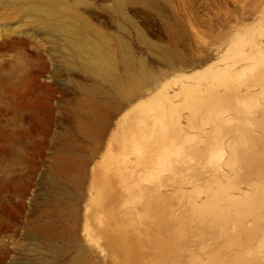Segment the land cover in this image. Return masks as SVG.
I'll return each instance as SVG.
<instances>
[{"label": "rangeland", "instance_id": "obj_1", "mask_svg": "<svg viewBox=\"0 0 264 264\" xmlns=\"http://www.w3.org/2000/svg\"><path fill=\"white\" fill-rule=\"evenodd\" d=\"M254 44L264 0H0V264H170L161 242L174 264H264V132L192 113ZM163 101L172 115L120 121ZM163 211L172 234L145 216ZM191 214L216 230L188 239Z\"/></svg>", "mask_w": 264, "mask_h": 264}, {"label": "bare ground", "instance_id": "obj_2", "mask_svg": "<svg viewBox=\"0 0 264 264\" xmlns=\"http://www.w3.org/2000/svg\"><path fill=\"white\" fill-rule=\"evenodd\" d=\"M262 43V42H261ZM258 44V43H257ZM257 44H254L253 46H252V49H251V51H249L250 53H248L247 54V56H246V58L244 59V61L239 65V66H237L236 65V61L232 58V57H230V58H227V56L226 55H223L222 56V61H226L227 59H232V62H231V64L230 65H228V64H225L224 65V67L221 69V71H220V73H219V78H218V85H219V87H221L220 88V91H219V93H217V97H214L213 95L212 96H210V97H206V98H204V97H201L197 102V104L194 102V101H196L195 99H194V97H192L193 99H194V103L196 104L195 106H194V108H192L193 109V111L191 110V108H190V110L192 111V113H193V115L195 116V114H196V116H199L200 114H202V115H205V116H203V120H209V119H211V120H214L215 118H220L221 119V121H220V126L221 127H227V126H232L233 128L234 127H236V120L238 119V118H241V117H244L248 122H246V123H243L246 127L245 128H243V130H240V129H237V128H235L236 130H237V133H242L241 134V136H242V138H247V135H246V133H248L249 132V126L247 125V123H249V121L250 122H255L256 124H257V128L259 129V130H262L263 132H264V67L263 68H261L260 69V71H258V72H256L255 73V78L254 79H252V82H249L247 85H246V89L245 90H243V92H241V91H239L238 90V87L237 86H234L233 85V80L234 79H236V77L238 76V75H243V74H245V72L246 71H252L255 67H258L261 63H262V61H264V49L263 48H261V46H259V45H257ZM197 97H199V96H197ZM196 97V98H197ZM189 101H190V104L192 103L193 104V102H191V99L190 100H188V103H189ZM162 102V101H161ZM160 102V103H161ZM186 103H187V101H186ZM187 103V104H188ZM165 103H164V101H163V103H162V105H160L159 103L156 105H154V106H151V107H149L148 106V108H146V107H143L142 105H140V106H137V108L136 107H134L132 110H131V112L129 111L128 113H126L125 115H124V118L122 119V120H120V121H122V122H124V121H126L128 118H132V120H142V119H145L146 118V114H148V112L149 111H154L155 113H157L156 115H158L157 117H158V119L161 117H159V115L161 114H163V112H167V115H168V111H170V114L172 115L173 114V111L171 110V109H169L170 107H168V104H167V107H166V105H164ZM152 105V104H151ZM189 105V104H188ZM187 105V106H188ZM163 106H165V107H163ZM190 106V105H189ZM189 106H188V108H189ZM191 107H193V105L191 106ZM168 110H167V109ZM165 109V110H164ZM167 110V111H166ZM213 112L215 113V114H213ZM164 113V114H165ZM166 116V115H165ZM170 116V115H169ZM164 117V116H163ZM171 117V116H170ZM228 117V118H227ZM165 118H167V117H165ZM161 121V120H160ZM162 121H163V119H162ZM165 121V120H164ZM247 157H246V159H248L249 161H250V159H249V157H248V155H246ZM251 162H253V166L251 167V173H253L255 176H256V179H257V181H258V183H264V162H256V161H251ZM193 170V168L191 167V165L189 164V163H182V164H180V165H178V166H176V167H172L171 168V172H172V174L174 175V177H176L178 180H180V181H183V179L185 178V175L187 174V173H189L190 171H192ZM109 179V178H108ZM107 179V180H108ZM113 179V178H112ZM112 181V180H111ZM256 181V182H257ZM108 182V181H107ZM110 182V181H109ZM118 182H119V180H118ZM121 182H122V180H121ZM112 183H113V181H112ZM111 183V184H112ZM125 183V182H124ZM116 184H118V183H116ZM115 184V185H116ZM119 186H122V185H120V183L118 184ZM117 185V186H118ZM105 187H106V185H104ZM109 186V185H108ZM117 186H114L113 187V189H115V187H117ZM110 187V186H109ZM107 188V187H106ZM120 188V187H119ZM113 189H111V190H113ZM122 189H123V187H122ZM106 191H107V189H105ZM111 190H108L109 192L111 191ZM124 190H125V188H124ZM108 191H107V193L106 194H108ZM114 192L116 191V190H113ZM112 191V192H113ZM127 191H128V189H127ZM121 192H123L122 190H121ZM126 192V191H125ZM105 193V192H104ZM117 193V192H116ZM103 194V193H102ZM109 194H111V193H109ZM113 194V193H112ZM119 194H120V192H119ZM150 194V193H149ZM148 193L146 194V195H149ZM105 195V194H104ZM121 195V194H120ZM120 195H118V197L120 196ZM101 196H103V195H101ZM111 196V195H110ZM114 196V195H113ZM104 197H106V196H104ZM101 199V198H100ZM110 200V199H109ZM105 201V200H104ZM111 201H112V199H111ZM108 202V201H107ZM108 204V203H107ZM110 204V203H109ZM107 207H109V206H107ZM210 210H211V207L209 206V207H206L205 209H204V215H208L209 214V212H210ZM154 216L155 218H153L154 220L155 219H157L156 220V222L158 223V226H160V227H162L163 229H165V230H167V233L169 232L168 230H170V232H171V227H172V223L170 222V219H168V217H167V215H168V212L167 211H163V212H161V213H158V214H153V215H151L149 212H147V214H145V216H147L148 218H149V216ZM150 217V218H151ZM146 217H144V221L146 220V219H148V218H146ZM149 218V219H150ZM187 218V217H186ZM152 219V220H153ZM151 220V219H150ZM153 220V221H154ZM185 220V219H184ZM183 219H182V221H184ZM187 221H185L184 222V224H185V231H186V233H187V235H188V239L190 238V237H194V236H197V238H199V237H201L202 235H204L205 236V234H209V233H212V232H214L215 230H216V226H214V225H206V226H204V225H202L201 224V222L199 221V219H198V217H196L194 214H191V215H189L188 216V218L186 219ZM143 221V220H142ZM147 221V220H146ZM145 221V222H146ZM176 221H177V219H176ZM179 221V223H180V220H178ZM141 222V221H140ZM155 222V221H154ZM187 222V223H186ZM148 223H151V222H148ZM174 226H175V224H173ZM179 225V224H178ZM177 225V226H178ZM180 226V225H179ZM179 226H178V228H179ZM184 226V225H183ZM143 227H145V224H144V226ZM141 228V227H140ZM147 228V227H146ZM174 228H177L176 226L174 227ZM139 229V228H138ZM148 229V228H147ZM173 229V228H172ZM142 230V229H141ZM141 230H139V231H141ZM176 230V229H175ZM117 231V230H116ZM180 232H182V230L180 231ZM178 233V232H177ZM136 234V233H135ZM149 234H150V232H149ZM168 234H170V233H168ZM171 234H172V232H171ZM118 235V234H117ZM140 235V234H139ZM139 235L137 236V234H136V236L139 238ZM144 235V234H143ZM155 235V234H154ZM174 235V234H173ZM177 235H179V234H177ZM176 235V236H177ZM186 235V236H187ZM121 236V235H120ZM168 236H170V235H168ZM175 236V237H176ZM114 238H116L115 236H113ZM127 237H130V236H127ZM134 238V237H133ZM136 238V237H135ZM157 238V237H156ZM155 238V239H156ZM178 238V237H177ZM186 238V239H187ZM111 240H112V238H110ZM131 238H128V239H126V237H124V235H123V238H120L119 240L117 239H114V244H115V246H116V248H118V250L120 251V252H117L118 254L119 253H122L123 255H124V257L126 256L127 258L129 257L130 259L132 258V257H134V259L136 260V258H137V256L138 255H136V250H138L136 247L137 246H139V245H135L136 244V242H134V241H132V240H130ZM139 239H141V238H139ZM139 239H137V240H139ZM153 239V238H152ZM151 239V240H152ZM158 239V238H157ZM171 239V238H170ZM175 239V238H174ZM186 239L185 240H183V239H181V240H183V241H185L186 242ZM110 240V243L112 242ZM116 240V241H115ZM136 240V241H137ZM142 240V239H141ZM160 240V239H159ZM158 240V241H159ZM172 240V239H171ZM140 241V240H139ZM157 241V242H158ZM167 241H168V239H167ZM170 241V240H169ZM168 241V242H169ZM113 242L111 243L112 244V246H113ZM151 242V241H150ZM167 242V243H168ZM172 242H174V241H172ZM158 243H160V242H158ZM170 243V242H169ZM110 244V245H111ZM140 244V243H139ZM143 244H144V242H143ZM142 244V245H143ZM164 244H165V246H166V242L165 243H163L162 244V242H161V244H159V247H160V249H161V253L163 252L164 254H165V257L166 258H168V263H170V264H172L173 262L175 263L176 262V260H177V256H178V254L176 255V252H177V249L176 248H174L175 250H172L171 251V248L173 249V244H172V246H171V248H166V249H168V250H166L165 248H164ZM181 244H182V241H181ZM167 245H170V244H167ZM184 245H185V243H184ZM144 247V246H143ZM146 247V246H145ZM174 247H176V246H174ZM178 247V246H177ZM179 247H181V246H179ZM150 248V247H149ZM152 248V247H151ZM153 248H154V246H153ZM182 248H184V247H182ZM181 248V249H182ZM115 249V248H114ZM117 250V251H118ZM145 250V249H144ZM179 250V249H178ZM185 249H183V251H184ZM148 251V250H147ZM154 251V250H153ZM153 251H151L152 253H154ZM156 251V250H155ZM167 251L169 252V256H168V253H167ZM182 251V250H181ZM138 252V251H137ZM158 252V251H157ZM174 252V253H173ZM147 253V252H146ZM162 253V254H163ZM184 253H185V251H184ZM122 254H121V256H122ZM158 254H159V252H158ZM161 254V255H162ZM163 254V255H164ZM181 255H183L182 253H180ZM120 255V254H119ZM151 255V254H150ZM153 255H155V254H153ZM160 255V254H159ZM160 255V256H161ZM161 256V257H163L164 258V256ZM142 256V255H141ZM180 256V255H179ZM136 257V258H135ZM150 257V256H149ZM138 258L139 259H141L139 256H138ZM143 258H145V257H143ZM154 258V257H153ZM152 257H151V259H153ZM165 258V259H166ZM179 258V257H178ZM129 259V260H130ZM149 259V258H148ZM155 259V258H154ZM159 259V258H158ZM161 259V258H160ZM160 259H159V261H160ZM127 260V259H126ZM134 260V261H135ZM175 260V261H174ZM128 261V260H127ZM131 261H132V259H131ZM150 261H152V260H150ZM166 261H167V259H166ZM173 261V262H172ZM130 262V261H129ZM142 262H144L143 260H142ZM154 262V261H153ZM152 262V263H153ZM162 262V261H161ZM151 263V262H150ZM158 263V262H157ZM160 263V262H159ZM173 263V264H174ZM147 264V263H146ZM165 264V263H164ZM167 264V263H166ZM236 264H239L238 262L236 263Z\"/></svg>", "mask_w": 264, "mask_h": 264}]
</instances>
